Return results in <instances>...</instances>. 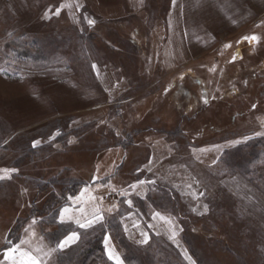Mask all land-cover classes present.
<instances>
[{
  "label": "rangeland",
  "instance_id": "rangeland-1",
  "mask_svg": "<svg viewBox=\"0 0 264 264\" xmlns=\"http://www.w3.org/2000/svg\"><path fill=\"white\" fill-rule=\"evenodd\" d=\"M5 175L0 264H264V0H0Z\"/></svg>",
  "mask_w": 264,
  "mask_h": 264
},
{
  "label": "snow or ice",
  "instance_id": "snow-or-ice-1",
  "mask_svg": "<svg viewBox=\"0 0 264 264\" xmlns=\"http://www.w3.org/2000/svg\"><path fill=\"white\" fill-rule=\"evenodd\" d=\"M54 14L58 15L59 9ZM44 18L45 19L49 18L47 12L45 13ZM88 23H89V25H92V24H94V21L88 20ZM250 39L255 41V40H257V37L252 36ZM225 47H230V45H225ZM93 67H95V66H93ZM38 143H39L38 141H35L33 143V147H35ZM69 143H71V141H69ZM12 171H15V169H13ZM5 178H8L7 175L0 176V179H5ZM140 183L143 184L144 181H140ZM132 187L135 188L136 185H132ZM121 194L123 195V193H121ZM130 203L131 202H129V204ZM109 211H111V209H109ZM80 212H81V217H83V219L81 217H76V216L69 214L70 209L68 207H65V208L60 210V214H59V218L57 220V223L64 224L66 222L71 221V222H74L79 228L87 229V228L93 227L97 223H102L104 221V216L99 209H94L93 213L91 214L90 217H88L87 215L84 214L83 209H81ZM33 223H35V221H33ZM174 236H175V233H173V237H170V238H174ZM77 238H78V233L73 231L70 235L66 236L63 240L58 241L57 249L62 250L66 246L73 243ZM109 239H110L109 237H107V236L105 237V244L106 245L109 243ZM21 243H25V241H21ZM143 243H147V239H145L143 241ZM18 248H19V246H17L14 249H10L9 251L15 252V251H17ZM5 255L9 259H13V264H17V261L15 260V258L9 257L8 253H5ZM108 255H109V259H115L117 264H120L119 257L114 255V250H110ZM20 257H21V259L19 260L18 264H40V261L38 260V258L34 257L31 253L20 252Z\"/></svg>",
  "mask_w": 264,
  "mask_h": 264
},
{
  "label": "trees",
  "instance_id": "trees-1",
  "mask_svg": "<svg viewBox=\"0 0 264 264\" xmlns=\"http://www.w3.org/2000/svg\"><path fill=\"white\" fill-rule=\"evenodd\" d=\"M97 247H98V244H97L96 240H94V241H92V243H91V248L88 249L86 252H87V253H91V251H92V250H95V248H97ZM81 254L83 255L84 253H81Z\"/></svg>",
  "mask_w": 264,
  "mask_h": 264
}]
</instances>
